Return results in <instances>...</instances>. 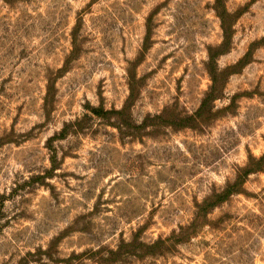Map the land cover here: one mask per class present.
Here are the masks:
<instances>
[{"label":"rangeland","instance_id":"rangeland-1","mask_svg":"<svg viewBox=\"0 0 264 264\" xmlns=\"http://www.w3.org/2000/svg\"><path fill=\"white\" fill-rule=\"evenodd\" d=\"M250 154L264 0H0V264H264Z\"/></svg>","mask_w":264,"mask_h":264},{"label":"trees","instance_id":"trees-1","mask_svg":"<svg viewBox=\"0 0 264 264\" xmlns=\"http://www.w3.org/2000/svg\"><path fill=\"white\" fill-rule=\"evenodd\" d=\"M218 73H211V79H212V86H211V90L213 91L212 95L210 96V98H212V101H214L215 99H217V96L215 94V91H217L218 89ZM130 100V99H129ZM175 111V110H174ZM174 116V114H173ZM189 116H183V114L181 113H177L175 114V117L173 118V122L172 124H170L171 122H162V126H175V127H190L189 122H187ZM120 129V128H119ZM264 167V154L260 157H256L254 155H249V159L246 163V166L244 168L245 172H244V176L250 173H254V172H258L260 171L262 168ZM233 187L231 185H227L225 187V189L223 190V193H219V194H215L214 197H218L214 200V206L217 205L218 203H221L223 201H225L226 199H228V197L232 194H234L235 192H238V190L233 189ZM206 213H209V210H206ZM196 224V221H194L191 225ZM181 226V235H184L185 232L186 234H189V229L190 226ZM191 235V232H190ZM139 236V235H138ZM136 235V237H138ZM183 238V236H176L175 233L173 235H171L168 238H163L160 237L159 239H157L155 242L153 243H141L140 246H138L139 248H134L136 247V245H134L135 239L133 238V241L131 243H129L128 246H131L132 248L128 251H123L122 252V248L118 249L117 251H115L114 255L117 254H123L128 256V257H138L141 259H144L146 257H157V256H165L167 254H174L177 249L175 247V245L177 243H179L178 241H181V239ZM134 248V249H133ZM50 250H48L47 252H49ZM51 255V254H49ZM50 258L52 256H49ZM120 263V262H119Z\"/></svg>","mask_w":264,"mask_h":264}]
</instances>
